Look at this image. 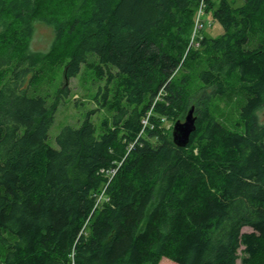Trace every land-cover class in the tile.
Returning a JSON list of instances; mask_svg holds the SVG:
<instances>
[{"label": "trees", "instance_id": "16d2710c", "mask_svg": "<svg viewBox=\"0 0 264 264\" xmlns=\"http://www.w3.org/2000/svg\"><path fill=\"white\" fill-rule=\"evenodd\" d=\"M53 1L0 0V264H264V0H74L61 18ZM37 22L47 53L28 48ZM57 63L65 81L104 79L111 117L97 134L88 111L54 148L68 87L50 104L29 88ZM219 97L243 102L241 131L215 117ZM191 107L179 148L164 121Z\"/></svg>", "mask_w": 264, "mask_h": 264}, {"label": "rangeland", "instance_id": "374dc122", "mask_svg": "<svg viewBox=\"0 0 264 264\" xmlns=\"http://www.w3.org/2000/svg\"><path fill=\"white\" fill-rule=\"evenodd\" d=\"M239 3V0H231ZM74 0H54L50 6L53 11V16L56 18L63 17L70 9ZM211 18L210 14H205L201 20L207 23ZM212 19V18H211ZM211 27L206 24L204 32L210 36H219L223 32V28L217 22H212ZM0 26V32H1ZM193 33V32H192ZM193 37V34H192ZM54 33L52 29L42 23H36V29L34 36L29 40L28 48L34 52L47 53L51 50L53 45ZM74 43L73 38H68L64 42L56 54V58L65 59L70 52ZM198 48V45H193ZM113 73H116L112 69ZM44 76L42 77L39 85L36 88H29L30 94L46 95L47 103L50 104L58 92L65 86L68 87V94L66 97H61L58 101L57 108L54 114V121L48 132V138L46 140L49 146L57 148L56 137L60 133L61 129L65 126L79 127L86 119L88 111H94L89 117L90 122L95 127V132L100 134L102 132L101 121L104 118H110L111 112L107 108L101 107L100 90L105 85L104 79H97L92 69H87L85 66L81 67L80 73L74 77L65 81L63 78V63H57V65L50 67L46 65L44 68ZM65 85V86H64ZM35 90V91H34ZM101 93V92H100ZM99 100V101H98ZM157 101V96L153 100V103ZM243 104L241 99L232 97H219L216 98L212 103V110L215 117L228 129L233 131H241L242 128H238L240 119V106ZM152 111V109H151ZM150 111V112H151ZM186 116V115H185ZM184 117L180 118L179 121H184ZM259 120L264 123V109L258 112ZM176 122V121H175ZM173 121H164V126L170 129L172 134V127L175 124ZM144 126H147V121H144ZM154 142V140L152 139ZM251 229L245 227L242 229L243 232H249ZM240 249H243L242 247ZM240 257L244 255L239 250ZM241 259V258H240ZM241 261L237 260L236 264H240ZM160 264H174L173 262L162 259Z\"/></svg>", "mask_w": 264, "mask_h": 264}, {"label": "water", "instance_id": "95a60500", "mask_svg": "<svg viewBox=\"0 0 264 264\" xmlns=\"http://www.w3.org/2000/svg\"><path fill=\"white\" fill-rule=\"evenodd\" d=\"M195 131V116H194V107H191L184 121H176L172 127V141L179 147L184 148L188 145L190 141L191 134Z\"/></svg>", "mask_w": 264, "mask_h": 264}, {"label": "built area", "instance_id": "2783aa9c", "mask_svg": "<svg viewBox=\"0 0 264 264\" xmlns=\"http://www.w3.org/2000/svg\"><path fill=\"white\" fill-rule=\"evenodd\" d=\"M201 7V6H200ZM201 14V10H199V14H198V18H197V21H196V26H195V28L197 29V28H201L202 27V25L201 24H199V15Z\"/></svg>", "mask_w": 264, "mask_h": 264}]
</instances>
